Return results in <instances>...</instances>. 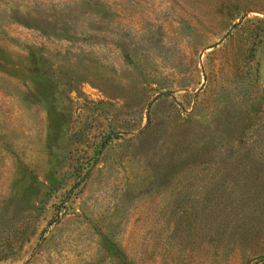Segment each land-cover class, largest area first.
Wrapping results in <instances>:
<instances>
[{
	"label": "rangeland",
	"instance_id": "obj_1",
	"mask_svg": "<svg viewBox=\"0 0 264 264\" xmlns=\"http://www.w3.org/2000/svg\"><path fill=\"white\" fill-rule=\"evenodd\" d=\"M0 264H264V0H0Z\"/></svg>",
	"mask_w": 264,
	"mask_h": 264
},
{
	"label": "water",
	"instance_id": "obj_2",
	"mask_svg": "<svg viewBox=\"0 0 264 264\" xmlns=\"http://www.w3.org/2000/svg\"><path fill=\"white\" fill-rule=\"evenodd\" d=\"M165 93H160V94H158L156 97H154L153 99H152V101H154L158 96H160V95H164ZM149 108V107H148ZM108 137H109V134H107L106 136H105V138H104V141L106 142V140L108 139Z\"/></svg>",
	"mask_w": 264,
	"mask_h": 264
}]
</instances>
